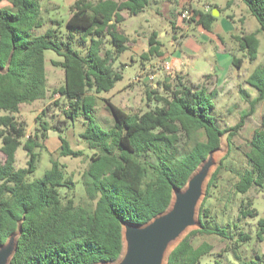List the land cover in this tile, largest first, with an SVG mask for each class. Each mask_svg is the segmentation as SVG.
I'll use <instances>...</instances> for the list:
<instances>
[{"label":"trees","instance_id":"1","mask_svg":"<svg viewBox=\"0 0 264 264\" xmlns=\"http://www.w3.org/2000/svg\"><path fill=\"white\" fill-rule=\"evenodd\" d=\"M0 6V246L17 231L16 245L8 264H101L116 261L123 251L122 229L126 223L142 225L168 209L174 189H182L189 176L220 146L226 134L227 152L212 171L206 183L205 196L199 206L200 227L189 230L169 251L166 264H203L212 245L192 242L196 234H217L230 238L226 228H208L209 208L205 205L215 186L222 162L232 139L254 104L264 101V62L248 76L256 89L249 109L228 127H219L209 110L213 107L214 90L206 82L192 83L178 76V84H164L167 94L147 93L156 105L141 113H129L108 101L114 123L105 129L90 112L95 106V93L110 90L121 79V71L113 68L116 58L127 48L128 37L121 28L122 12H141L149 0H75L66 20L68 40H58L56 30L32 36L41 25L38 0H6ZM234 0H226V6ZM264 31V0H241ZM189 22L210 30L216 16L211 10L190 9ZM254 34L236 35L240 48L249 59L257 53ZM88 41L86 52L72 47V38ZM156 36V34H152ZM65 45L66 50H63ZM109 45V47L107 46ZM160 43L149 38L147 51L140 55L141 64L161 55ZM52 49L61 60H51L63 70V84L52 90L67 101L61 109L57 126L74 120L79 109L87 119L80 137L91 149L89 163L82 172L85 196L91 207L76 203L68 192L74 184L65 176L63 165L52 159L40 178L27 179L33 171L49 123L40 122V132L27 133L26 124L16 117L20 105L43 99L47 94L44 50ZM234 58L235 64L240 63ZM207 74L206 76H208ZM57 104V100H54ZM45 113V108L41 110ZM41 118L38 114L35 119ZM38 129V128H37ZM36 129V130H37ZM203 139H197V132ZM193 138V139H192ZM60 155L79 156L60 137ZM192 145L181 154L184 145ZM246 166L237 172L233 184L236 193H245L264 184V112L260 125L246 142ZM22 147L28 167L15 168L14 154ZM66 187L65 193L59 192ZM256 215L254 209L240 212ZM241 233V240L249 239ZM255 238L262 243L261 252L242 258L235 250L230 264H264V217L257 220ZM209 264H225L220 258Z\"/></svg>","mask_w":264,"mask_h":264},{"label":"rangeland","instance_id":"2","mask_svg":"<svg viewBox=\"0 0 264 264\" xmlns=\"http://www.w3.org/2000/svg\"><path fill=\"white\" fill-rule=\"evenodd\" d=\"M75 0H38L40 6L41 25L34 28L31 35L42 34L48 28L56 30L58 40L66 44L68 29L66 20L70 15V5ZM98 1V0H91ZM209 3L219 7V14L211 25L210 31L200 26L191 24L187 30L173 28L169 18L155 15L152 17L153 29H157L166 34L160 35L163 58L152 57L153 65L142 67L139 57L131 62L129 51L122 56H118L113 63V68L121 71V79L108 91L95 93V106L90 112V116L107 129L114 123L113 114L108 107V101L129 113H141L156 105L155 99L147 98V93L154 89L157 95L168 93L164 84L174 86L178 84V76L173 75L174 70L179 72H189V79L206 82L209 90H214L212 96L213 107L209 113L214 117L219 127H228L235 124L243 111H247L255 98L257 91L248 82L249 74L264 62V31H257L258 22L249 12L247 6L237 0L234 5L226 6V0H196L195 3ZM8 5L6 0H0V6ZM176 7V6H174ZM159 8V7H158ZM176 9V8H175ZM155 12V9H153ZM176 11V10H174ZM175 13V12H174ZM182 20L179 12L175 13V18ZM146 27L147 23L141 21ZM172 23V22H171ZM126 29L132 33L131 21H125ZM176 30V31H174ZM253 33L257 40V53L254 59H249L245 49L238 45L234 38L236 35ZM183 37L182 42L177 41ZM72 47L80 50L82 54L86 52V44L78 41L75 36L72 39ZM109 47V45H107ZM63 50H66L65 45ZM172 57H176L175 62ZM234 58H239V64L233 62ZM52 49L44 50V68L47 77V94L43 99L35 100L31 103L20 105L16 117L26 124V131L29 134L40 132V122L43 120L49 123L44 139H40L41 146L35 151L38 153L33 171L27 174V179L32 180L43 176L44 171L50 167L51 160H57L63 165L65 176H70L73 181V188L68 192L76 203L92 206V202L86 199L84 185L82 182V172L87 168L91 149L87 143L81 139L80 133L87 125V119L82 109L74 120H69L61 128L57 125V120L62 118L61 109L65 107L67 101L59 94H52V90L63 84V70L60 66L53 65L51 60H61ZM181 59L182 65H178ZM126 61V64L122 62ZM169 62L171 69L164 71L159 67L163 62ZM150 63L149 61H146ZM151 62V64H152ZM202 71L209 73L199 79ZM155 73V80H147V73ZM165 73H167L165 75ZM139 77V78H137ZM183 81H189L184 76H180ZM157 80V81H156ZM157 82V85L153 84ZM196 83V82H195ZM57 100V104H54ZM45 108V113L41 110ZM264 112V101L254 104L253 111L245 118L243 125L232 139L231 148L222 162L215 186L210 190V195L205 201L209 208V216L204 218L208 228L214 230L215 227L226 228L231 233L230 238H222L217 234H196L192 238L194 245L206 241L212 245L210 254L202 258L203 264H209L216 258H220L225 264H230L234 259V250L242 257L248 258L261 252L262 243L255 238L257 220L264 217V184L253 186L245 193H236L233 184L237 179V172L246 166L244 151L247 150L246 142L252 136L254 129L260 125ZM4 111L0 110V114ZM40 114L41 118L35 117ZM38 128V129H37ZM37 129V130H36ZM60 137L64 138L71 149L80 150L79 156L60 155ZM197 139H203V132H197ZM193 139V138H192ZM192 145V140L181 150L185 153ZM1 146V140H0ZM226 134L220 137V146L214 151V165L211 172L219 164L222 156L227 152ZM0 151V161L3 159ZM29 157L22 147H18L14 154V167H28ZM66 187H60L59 192L63 195ZM205 196V192L203 198ZM202 198V199H203ZM202 201V200H201ZM254 209L256 215L243 216L240 212ZM199 211V210H198ZM201 223V220L199 219ZM197 223L192 229L200 227ZM241 233L248 234L247 240H241Z\"/></svg>","mask_w":264,"mask_h":264},{"label":"water","instance_id":"3","mask_svg":"<svg viewBox=\"0 0 264 264\" xmlns=\"http://www.w3.org/2000/svg\"><path fill=\"white\" fill-rule=\"evenodd\" d=\"M216 150L209 152L182 189H174L167 210L142 225L124 224L122 254L114 262L101 264H166L169 251L200 223L198 210L212 173L213 153ZM16 236L17 231L0 246V264L9 263L15 249Z\"/></svg>","mask_w":264,"mask_h":264},{"label":"crops","instance_id":"4","mask_svg":"<svg viewBox=\"0 0 264 264\" xmlns=\"http://www.w3.org/2000/svg\"><path fill=\"white\" fill-rule=\"evenodd\" d=\"M196 0H149L148 5L139 13L134 14V15H130L128 14L126 11L122 12V15L124 17L122 23H121V28L123 29L124 33L127 35L128 37V42H127V48L119 55L122 56L124 54H126L127 51H129V56H130V61L133 62L136 57H140V55L147 51L148 47H149V38L152 37L153 40H157L160 44H161V40H160V35L166 34V32H161L157 29H153V22H152V17H154L155 15L160 16V17H164V18H169L168 20L170 21V24H172L171 26L173 28L176 29V27H178L176 30L178 31V29H182V30H187L189 28V26L191 24H194L193 22H189L188 20H178L177 17L175 18V13L180 14V12L185 9H201V10H205V8H207V10H211L212 13H214L215 16H217L219 14V7L215 6V5H211L209 3H201L200 5L195 3ZM237 0L233 1L234 5L236 3ZM176 6V7H174ZM159 7V8H158ZM176 8V9H175ZM153 9H155V12L153 11ZM176 10V11H174ZM175 12V13H174ZM130 20L131 21V26H132V33H129L126 29V25H125V21ZM141 21H145L147 23V26L145 27ZM172 22V23H171ZM196 25V24H194ZM200 26V25H197ZM201 27V26H200ZM204 29V28H203ZM174 30V31H176ZM210 31V30H207ZM156 34V36H152V34ZM183 37L180 36V39L177 40L180 43H184L182 42ZM160 51H161V55L159 56H155L157 58H163L164 53L161 49V45L159 47ZM154 58V57H153ZM152 58L150 59V63H147L146 61L144 62V66L142 67H149L150 65H153L154 62H152ZM176 61V57H172V61L171 62H175ZM152 62V64H151ZM123 64H126V61L122 62ZM182 61L181 59L178 61V65H182ZM149 65V66H148ZM162 65L159 64V67ZM161 68V67H160ZM167 73H165L166 75ZM207 73L206 71H202L200 72L199 79L197 80H201L203 78V76H206ZM173 75L176 76H184L187 80H189L192 83H197L198 81H193L189 79L190 73L189 72H185L182 71L181 68L179 70V72L174 70ZM155 80V79H154ZM157 81V80H156ZM154 86L157 85V82H155L153 84Z\"/></svg>","mask_w":264,"mask_h":264},{"label":"built area","instance_id":"5","mask_svg":"<svg viewBox=\"0 0 264 264\" xmlns=\"http://www.w3.org/2000/svg\"><path fill=\"white\" fill-rule=\"evenodd\" d=\"M206 10H207V8H205V11H206ZM179 16H180V18H181L182 20H188V19L190 18V16H191V11H190V9H188V8L183 9V10L180 12ZM160 67H161V69L164 70V71H169V70L171 69V65H170V63L167 62V61L163 62L162 65H161ZM146 76H147V80L153 81V80L155 79V73H149V72H148V73L146 74ZM137 78H139V77H137Z\"/></svg>","mask_w":264,"mask_h":264}]
</instances>
